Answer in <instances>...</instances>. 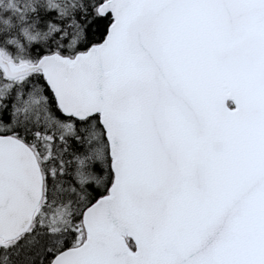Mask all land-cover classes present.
I'll use <instances>...</instances> for the list:
<instances>
[{
	"label": "snow or ice",
	"instance_id": "6c2138e0",
	"mask_svg": "<svg viewBox=\"0 0 264 264\" xmlns=\"http://www.w3.org/2000/svg\"><path fill=\"white\" fill-rule=\"evenodd\" d=\"M0 264H264V0H0Z\"/></svg>",
	"mask_w": 264,
	"mask_h": 264
}]
</instances>
